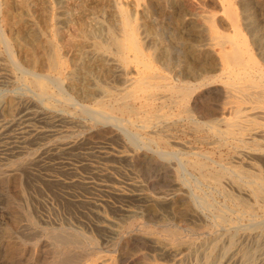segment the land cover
Returning a JSON list of instances; mask_svg holds the SVG:
<instances>
[{
	"label": "rangeland",
	"instance_id": "1",
	"mask_svg": "<svg viewBox=\"0 0 264 264\" xmlns=\"http://www.w3.org/2000/svg\"><path fill=\"white\" fill-rule=\"evenodd\" d=\"M6 1L12 2V18L6 19L2 6L0 264H264V126H251L243 145L221 140L217 131L230 117L248 125L249 104L224 96L223 81H217L192 95L196 114L207 116H191L203 122L201 127L176 103L178 95L167 92L155 96L151 110L140 109V99L129 104L142 113L113 111L114 118L101 119L97 99L126 85L111 66L121 64L112 46L122 26L117 6L111 0ZM191 2L195 10L186 16L183 0L118 4L129 15L134 11L136 37L153 71L174 83L182 76L198 82L197 66L211 68L217 62L213 50L220 38L203 17L220 14L219 3ZM243 2L245 8L257 4L264 14V0H230L236 12ZM21 13L16 31L23 43L34 42L40 56L34 67H19L2 40L6 22L16 25ZM30 23L40 32L27 31ZM218 32L231 34L230 29ZM262 34L259 55L264 54ZM49 43L64 64L60 74L47 69ZM32 73L47 83L48 93L31 83ZM148 118L151 122L143 125ZM43 131L39 139L32 137ZM158 133L167 143L151 139ZM154 239L179 250H160Z\"/></svg>",
	"mask_w": 264,
	"mask_h": 264
},
{
	"label": "bare ground",
	"instance_id": "2",
	"mask_svg": "<svg viewBox=\"0 0 264 264\" xmlns=\"http://www.w3.org/2000/svg\"><path fill=\"white\" fill-rule=\"evenodd\" d=\"M111 1L113 2V5H115V7L117 6L118 14H119V16L121 18V24H122V26L119 27L120 29L117 28L119 31L116 29V31L119 32V34H118L119 38L116 37V38L112 39L113 40L112 46L114 44V46L117 49V52H119L118 58H119V61L121 62V64L119 65V62H118V64L117 63H111V66L113 68H115L114 69V76L116 78L120 79L126 85L121 91H119V93H117L115 95H109L110 94L109 93L108 95H103L99 99H97L96 105L98 107V110L96 111V115L98 117H100L101 119L114 118V117H112L113 115L111 114V113H114L113 111H118V112H122V113H124V112L133 113V112H135L134 108L136 109V107H132L129 103H134L137 100H139V102H140V99H142V103L139 104L140 105V109L141 108H144V109L145 108H147V109L149 108L151 110L152 104H153V100H154L155 96H157V94L159 92H167L171 96H175L174 94H176V96L178 95L177 97H179V99L176 101V103L177 104L179 103V105H182L181 107L184 108L182 111L185 112V113H188L187 114L188 117H191L192 115H194V114H196L198 112V111H196L195 96H192L193 93H195L198 89H200V88H202L204 86L208 87V85H210V84H212V85L209 86L208 89L213 88L215 86L214 84L217 81H223L222 82L223 83V89H222L223 93L222 94L224 96L228 97V98L229 97L230 98H234V97L237 98V102H238L239 105H242L244 103L246 105L249 104L248 107L247 108L245 107V108L249 111V115L251 116V117L250 116L249 117L252 118V119L251 120L249 119L250 121H248L249 122L248 125H247V123H245L246 125L242 124V123L239 122L240 119L238 121V118L232 119L234 117L231 118L230 116H229L230 118L227 117L228 119H222V124L223 125L220 124L221 128H219V129H217V127L215 128V129H217L219 137L221 138V140H224L226 142L228 140H232L233 142H238V143L242 144V143H245V141H247V140H245L247 138H244V137H245V134H247L248 129L250 130L251 126H257V125L258 126H261V125L264 126V58L262 57V55H264V54L262 52V54L260 53V55H259V53L256 52V51H258L257 40L259 38V35L261 36V35H263L262 33H264V14L259 11V8H258L257 4L254 5L253 7L245 8L246 4L243 2V4L241 3L239 5V12L238 11L236 12V10H234L232 8L230 0H217V2L219 3L220 14H218V11H215V12L212 11L211 13H209L208 15H205L203 17L204 21L207 23V26L209 27V30L211 31V33L217 35V37L220 38L219 42L217 43L218 44V48L213 50V53L215 54V56L217 58V62H215V64H214L215 67L208 68V67H205L203 65L202 66L198 65L197 67L199 69V75H200V80L198 82H196L194 80V78H192V77L182 76V78L180 77V80H178V78H176L177 80H175V83H174L172 80L170 81L167 78L168 76L166 77L164 75L160 76V75L156 74V72L153 71V67L150 65L149 61H147V59L145 58V55H144V53H143V51H142V49L140 47V44H139V41L137 40V37H136V27L137 26L136 27L134 26L132 17L130 16L134 11L129 15L127 7H123L121 5L118 6V4H120L119 3L120 0H111ZM124 1H128V0H124ZM140 1H143V0H134L135 6H137ZM144 1L148 2V4H151L154 0H144ZM156 1L165 2V1H169V0H156ZM170 1H172V0H170ZM173 1H175V0H173ZM183 1L188 3L187 4V6H188L187 10L189 11V12H187V10L185 9L186 12L184 11L183 16L184 15L185 16L189 15V13L192 14L193 11L195 10L194 9L195 8L194 4H196V3L193 4L191 2V0H183ZM202 2H203V0H202ZM217 2L214 1V0H210V3L215 5V6H216ZM2 6H3L4 9H6L5 17H6L7 20H9L10 17L12 16V15L10 16V14H9V12L11 10V7H12V2L6 1V0L0 2V11L2 10ZM111 8L114 9L113 7H111ZM216 9H217V7H216ZM131 10H132V8H131ZM135 10H136V8H135ZM212 10H214V8H212ZM156 14H158V13H156ZM176 14H178V13H176ZM18 15H19L18 18H17L18 22H17L16 25H14V23H13V25H11V24L6 22V27H7L6 30H7V32L2 31V40H3L4 44L7 45V47L12 52H14L13 56H14L17 64L19 65V67L20 66L24 67L26 64L31 66V67H34L37 63H39V59L37 57L39 55H36L35 51L33 50V48H34L33 47L34 46L33 43L34 42H31V43H28V44L27 43L26 44L23 43L22 40H21V34L22 33L16 31L17 29H19V25L20 24H18V23L20 21H22V19H23V14L22 13L18 14ZM138 15H140V14H138ZM25 16H27V15H25ZM166 16H167V14H166ZM19 17H21L22 19L19 18ZM168 21H170V20H168ZM173 21H174V19H173ZM10 22H11V20H10ZM198 23H199V21H198ZM142 27H143V25H142ZM31 28L35 29V28H33V23H30V25L26 27V30L27 31L32 30ZM241 28L246 31L245 32L246 34L248 33V36H247L248 39L245 36V34L243 33V31L241 30ZM220 29L222 31L230 29L231 30V34L230 35L229 34L221 35V33L218 32V30H220ZM35 30L39 31L37 29H35ZM110 30H113V29H110ZM116 31H115V33H116ZM151 32H152V30H151ZM140 35H141V32H140ZM156 40H158V39H156ZM179 40H181V39H179ZM262 41H264V38L261 39V42ZM209 42H211V41L209 40ZM206 43L208 44V41ZM206 43H205V45L207 46ZM211 44L213 45V43H211ZM259 46H260V44H259ZM41 47H43V46H41ZM157 50H158V48H157ZM15 53H16V55H15ZM164 58H166V57H164ZM45 60L47 61V69H48V71L53 72V74L54 73H57V74L61 73L64 64L59 59L58 51H57L56 47L52 43H49L47 45L46 54H45ZM208 62H209V59H208ZM139 65L142 66V69L139 68ZM87 68H89V67H87ZM217 69L221 70L222 76L218 77V75L215 76V75L212 74L213 72H215L214 70H217ZM217 73L218 72L216 71V74ZM38 76H40V75H35V74L32 73V77L33 78H31L32 79L31 83H33V85L35 87H37V89L41 93H45V94L48 93L50 91L49 86L46 85L47 83L42 82L43 79L41 80ZM220 77H221V79L223 78L224 80L223 79L221 80ZM232 95H234V96L231 97ZM112 99H114L116 101L115 105H112L111 103H109ZM158 99H159V97H158ZM222 99H223V97H222ZM226 105H228V104L226 103ZM10 107H11V105H10ZM241 108L237 107V110L241 111ZM137 111L141 112V110H137ZM137 111L135 113H137ZM14 112H18V110L14 109ZM224 112H223V114H224ZM242 112H243V110H242ZM236 113H235V115H236ZM239 114L241 115V113H239ZM196 116H197V119H202V120L207 119V116L205 115V113L203 115H201V112H200V114H196ZM237 116L239 117V115H237ZM162 118H163V116H162ZM191 118H192V121L193 122L195 121V123L199 127H201L203 125V122H201V120H198L196 122V120L193 117H191ZM256 118L258 120L262 121L263 124H261L262 122L260 123V121L257 122L256 120H254ZM106 122L108 123V121H106ZM150 122H151L150 118H148V120H144L143 121V125H147ZM217 126H219V124H217ZM191 130H193V129H191ZM252 130H254V128ZM37 132H39V131H37ZM258 132H256V133H258ZM44 133L45 132L43 131V132L37 133L36 135H32V137L35 136L36 138H34V137L33 138L37 139L39 135L44 134ZM109 133L112 134V131L109 130ZM260 133H262V132L260 131ZM262 135H264V131H263ZM252 136H253V134H252ZM32 137L30 139H32ZM115 138H116V136H115ZM165 138H166V136L164 134H162V133L153 134L151 136V139L153 141L157 140L159 142H166ZM259 138L261 139V135L259 136ZM34 139L32 141H35ZM110 139H112V138H110ZM116 140H117V138H116ZM115 145H116V143H115ZM257 146L258 145H256V147ZM235 148H237V147H235ZM255 150H257V149H255ZM248 154H250V153H248ZM263 163H264V161H263ZM65 164L67 165V163H65ZM226 170H228V169H226ZM247 174H249L251 176H258V175H255L254 173H251V172H247ZM97 175L98 174H96V176ZM195 213H196V211H195ZM162 241L159 240V239H154V240L151 241V243L155 247L159 248L160 250L166 251V252H168L170 254H171V252L175 253V252H177L179 250V248L177 246L168 245V244L164 243L165 241L164 242H162ZM183 249H185V248H183ZM200 257H201V254H200ZM5 262H6L5 264H7V260H5ZM89 264H94V263H89ZM101 264H104V263H101Z\"/></svg>",
	"mask_w": 264,
	"mask_h": 264
}]
</instances>
